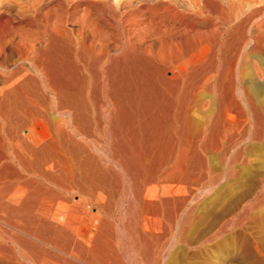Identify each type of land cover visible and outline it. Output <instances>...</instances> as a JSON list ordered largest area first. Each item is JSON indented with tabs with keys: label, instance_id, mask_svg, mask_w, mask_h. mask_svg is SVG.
<instances>
[{
	"label": "bare ground",
	"instance_id": "obj_1",
	"mask_svg": "<svg viewBox=\"0 0 264 264\" xmlns=\"http://www.w3.org/2000/svg\"><path fill=\"white\" fill-rule=\"evenodd\" d=\"M82 127L107 132L99 157ZM160 142L264 143V0H0V264H122L107 223L76 206L105 203L101 182L121 177L106 167L147 186L130 246L150 259Z\"/></svg>",
	"mask_w": 264,
	"mask_h": 264
},
{
	"label": "rangeland",
	"instance_id": "obj_2",
	"mask_svg": "<svg viewBox=\"0 0 264 264\" xmlns=\"http://www.w3.org/2000/svg\"><path fill=\"white\" fill-rule=\"evenodd\" d=\"M91 128L82 127V128L74 129V131L76 130L75 132L73 131L74 140L76 142L84 143L85 145H88L89 148H90L89 144L90 142H92L90 153L94 155L96 154L95 156L99 157V154L101 153L103 154L104 152L103 150H106L105 148H107L105 146H107L108 142L105 139V137H103L106 136L105 134L107 132L104 133V131H102L99 128H92V129ZM88 129L90 130L88 131ZM93 131H95L96 133L95 132L93 133ZM174 133H177V129L174 130ZM88 137H90L91 139H88ZM162 143L160 142V145L158 143H153V145L150 146L151 147L150 155L152 156L151 158H153L151 159L152 162L151 168L152 167L153 168L151 171V179H150L151 183L149 182V189L151 192L149 193L150 212L148 218L150 221V217H151L150 226H151V230L154 231V232L151 231L152 236L150 242H152V244L150 251V259L148 258L147 261L144 260V256H142L143 253L142 254L139 253L138 250L139 246H136V250L133 249L132 246H130L133 238L130 231L131 225L133 224L134 221H136L137 224L140 223V218L142 219V215L145 207V200H143V197L145 199L147 193L146 192L147 186H145L143 180L141 181L139 178H136V180H134L135 182H133L132 184L128 180V178L126 177L124 178L122 172L117 170L118 168H112L114 169L112 170L106 167L107 164L105 165V163L102 162L104 164L103 167H106L109 173H114V175H116V178L117 175L118 176L121 175V177L117 178L116 182L114 181L112 182L109 179L103 180L101 182L100 186L102 188V191H104L103 192L104 195L107 196L105 198V203L103 202V205L102 204L96 205L95 203L90 204L91 201L86 196H84L83 199L85 198L88 204L86 202L79 204L76 203V206L79 209L82 208V209L91 210L90 213L91 215L87 216L89 220L95 223H99V221L100 223L101 222L107 223V225L111 229L110 235L109 233H106L107 238L114 244L117 254L120 257V260L122 261L121 263L122 264H145V263L146 264H264V148H263L264 143L258 144L260 146L249 142H244L241 143V145L233 146V147L227 145L228 151L226 150L225 144L224 146H222L223 144L222 145L212 144V145H208L209 147L205 145L206 146L205 149V146L203 144H197V145L187 144L189 146L187 145L183 146L182 144L179 143L176 144L175 142L174 143L162 142ZM246 144L248 145V147ZM262 145L263 147H261ZM176 146L179 147L177 148ZM221 146L223 147L222 151H221L222 149ZM159 147L161 149H159ZM183 147L185 148V151L188 152V153L186 152L187 154L186 158L185 157L183 158L181 156ZM212 147L213 150H215L214 152L212 150ZM218 147L220 148V150ZM237 147L240 148L243 147V148L237 149ZM95 148L96 149L101 148V151L95 152L94 150ZM190 148L192 151V152L190 151L191 153L189 152ZM232 148L234 150H232ZM203 149L205 150L206 153L210 151L209 153H207L208 156L205 154ZM216 149L219 150L221 153ZM244 149L248 150L245 152L246 156L239 157L238 159L233 160V154L237 153L238 150L240 151ZM230 150H232V154ZM212 152L216 153V155L213 154ZM158 153H160V156ZM165 154L166 156L167 155L168 156L167 157L164 156ZM219 154L221 155L218 156ZM190 156L192 159L190 158ZM160 157H162L161 159L166 160V161L163 160L165 161V163L159 161L161 160ZM170 158H174V159H170ZM229 158L231 160L230 162L232 163L229 162L228 160ZM225 159L228 161H226ZM174 160H177V162H175ZM189 161L192 163H190ZM204 162L207 165H205ZM196 163H201V164H196ZM165 165L167 166L165 167ZM182 165L184 166L182 167ZM186 165L188 166L186 167ZM196 166L198 167L196 168ZM164 169L166 170V173L164 172ZM202 169H204V171ZM172 170H174L173 175L169 179L165 178L166 174ZM182 170L184 171L182 172ZM117 171L121 173H117ZM208 172L213 176L209 175ZM181 175L183 177H181ZM121 178L125 179L124 182ZM212 178L213 180L210 182L209 179L211 180ZM118 180H120L123 183L121 184V182ZM138 180L140 181L138 182ZM127 181H129L130 184ZM104 182H106V184H104ZM125 182L128 184H126ZM102 185L106 186V188ZM150 185H152L153 188ZM127 186L129 187L127 188ZM132 186L136 187L137 189L136 188L132 189L133 188ZM135 190L137 192H135ZM126 191H128L127 192L128 194L126 193ZM129 191L131 192L129 193ZM163 192H164V196L162 195ZM109 194L112 196V198ZM130 196L132 197L130 198ZM190 198L192 200H190ZM110 200L111 202H108ZM168 201L174 203L171 204L172 205L171 208H170V203ZM106 203H108V205ZM132 203L134 204L132 205ZM162 205H165V207ZM107 206L110 210L107 208ZM167 208H168V212L166 210ZM176 212H180V213H176ZM135 213L137 214L139 213L140 217ZM153 213L155 214L154 215L155 217L153 216ZM160 213L163 214L161 215ZM165 213L167 214L169 213V214L167 215ZM128 214L130 215L128 216ZM169 215L173 217H170ZM167 216H169V218ZM157 217L159 220L157 219ZM135 218H137L139 221H137V219ZM170 219L173 221H171ZM174 220L177 221V224ZM154 221H157V223ZM160 222L161 225L163 223L166 226L164 225L160 226ZM172 223H174L175 225H173ZM154 224L155 226L157 225V228L154 227ZM121 226H123V228ZM159 226L162 227L163 229L161 228L162 229L161 230ZM119 228H121L122 230L120 229L121 230L120 231ZM123 229L125 231H123ZM128 232L130 233V236ZM137 235L139 236V234ZM154 238H156V240H154ZM158 238L160 239V242ZM130 249H132L131 251H134L136 254L134 252H131Z\"/></svg>",
	"mask_w": 264,
	"mask_h": 264
}]
</instances>
